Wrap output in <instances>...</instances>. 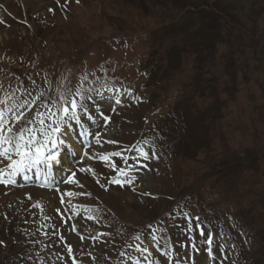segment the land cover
I'll use <instances>...</instances> for the list:
<instances>
[{"label":"rangeland","instance_id":"rangeland-1","mask_svg":"<svg viewBox=\"0 0 264 264\" xmlns=\"http://www.w3.org/2000/svg\"><path fill=\"white\" fill-rule=\"evenodd\" d=\"M192 1L221 13L171 0H0V99L29 102L10 126L38 127L50 99L79 87L78 114L97 132L53 188L21 183L0 154L11 181L0 183V264H71L68 245L77 264H264V0ZM205 22L209 39L194 38ZM111 96L115 108L99 100ZM114 151L135 191L108 183L109 164L124 162L98 157ZM23 169L49 180L48 168Z\"/></svg>","mask_w":264,"mask_h":264},{"label":"snow or ice","instance_id":"snow-or-ice-1","mask_svg":"<svg viewBox=\"0 0 264 264\" xmlns=\"http://www.w3.org/2000/svg\"><path fill=\"white\" fill-rule=\"evenodd\" d=\"M79 2V0H77ZM51 11V9H50ZM81 91L79 87L73 90L71 87L65 88L61 91L56 99H50L47 104H51L52 108L48 109V113H38L41 117L38 120V127H20L17 130H14L12 126H10V122L8 119V114L13 113L12 120L20 121L22 116L24 115L20 109L28 104V101H24L23 104L17 102L15 105L9 107V101L12 97L5 95L4 99H0V144L9 145V147H5L3 152L0 153L2 155L8 156L11 160V164L9 165L12 168L13 174L22 168H32L37 165H43L45 168H50L53 163L60 164L61 161L59 159V151L53 152L52 149L57 148V141L54 139L55 135L61 131L60 124L66 123L67 120L76 119V113L78 108L80 107L77 99L75 97L80 96ZM32 103H35L34 101ZM47 106V105H46ZM58 113L60 115H58ZM47 115V119L52 121L55 117L54 124L47 123L43 118ZM103 120L108 122L110 120L109 117L104 116ZM33 123L31 119L28 120V124ZM27 134V135H25ZM49 142H51V148L48 147ZM60 144H63L64 141H59ZM97 144L101 143V137H97ZM107 143H117L116 141L109 140ZM15 151L16 156L19 157L18 160L12 159L9 153L11 151ZM45 151H47L48 155H45ZM126 151H132V149H126ZM88 154L85 153V156ZM140 155L144 156L145 159L148 158V154L143 151L140 152ZM112 157H121L125 167H117L115 163H110L109 166L115 170L116 175L111 177L108 181L109 184L118 185V186H133V191H135V182L137 180L136 175H130V170H133L132 165L128 164V157L124 155L122 151H114L111 153H106L100 155L98 158L103 161H111ZM80 172L89 171L92 169H85L81 167L79 169ZM95 174V173H93ZM76 173L73 172L72 176L75 177ZM118 177H123L124 179H120ZM0 183L9 184L10 180L4 181L0 180ZM70 183L78 184V181L75 179L71 180ZM99 183V181H97ZM83 187L82 185H79ZM103 187V186H102ZM107 191L108 189L105 188ZM78 195L72 191L62 194L61 203H64V197L67 196L69 198ZM79 195H84V193H79ZM90 195V194H89ZM145 196H150L151 193L145 192L143 193ZM71 201L69 200V203ZM36 207H42L37 204ZM59 211V209H57ZM90 219L92 217H89ZM47 219V217H46ZM197 228L199 229V234L201 237H204V244L206 246L212 245L214 242V234L209 232L207 236H205V228L202 222L199 221V217H196ZM150 227V226H149ZM75 229H73L74 231ZM104 235H107L106 233ZM139 239V237H137ZM64 238L61 237V240ZM2 243V242H0ZM194 250H195V246ZM67 256L71 257V264H77V258L73 253V248L71 245L67 246ZM57 259L60 261L64 260V256L57 254ZM43 264V262H41Z\"/></svg>","mask_w":264,"mask_h":264},{"label":"trees","instance_id":"trees-1","mask_svg":"<svg viewBox=\"0 0 264 264\" xmlns=\"http://www.w3.org/2000/svg\"><path fill=\"white\" fill-rule=\"evenodd\" d=\"M185 1H186V0H171V3H172L175 7H178L179 9H181V7H183ZM185 4H186V6H188V8H189L190 6L198 7L199 5H203V4H205V3L197 4V3L195 2V5H192V4H191V1H190L189 3H185ZM203 6H204L203 8H204L206 11H208L209 14H210L211 11L216 12L217 15L221 13V9H219L218 7H206V5H203ZM206 8H207V9H206ZM207 17H209V19L212 20V21H214V19H215V20L218 19V16L216 17V15H214V14H213V15H207ZM204 19H206V18H204ZM206 29H207V28H206V22H205V23H204V28L201 29V30H197V31H199V32L196 33V35L194 36V38H198V36H199V34H200V35H202L203 37H205V39H209V37H210L211 35H210V33L208 32V30H206ZM192 34H193V33H192ZM185 40H186V37H185ZM198 40H199V39H198ZM196 46H197V45H196ZM197 47H200V46H197Z\"/></svg>","mask_w":264,"mask_h":264},{"label":"bare ground","instance_id":"bare-ground-1","mask_svg":"<svg viewBox=\"0 0 264 264\" xmlns=\"http://www.w3.org/2000/svg\"><path fill=\"white\" fill-rule=\"evenodd\" d=\"M63 164H64L63 167L65 168V167H66V166H65V164H66V160L63 162ZM61 168H62V167H59V168H58L59 170H56L57 168H55L56 172H55V170L53 171V173H54V175H53L54 178H55V173H57V176H56V177H58V178H59L60 176L63 175V172H64L65 169L63 170V169H61Z\"/></svg>","mask_w":264,"mask_h":264}]
</instances>
